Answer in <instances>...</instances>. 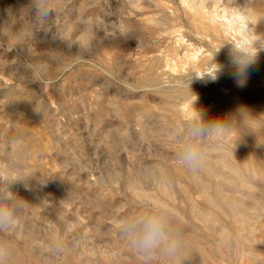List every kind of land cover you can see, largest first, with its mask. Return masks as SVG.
I'll return each mask as SVG.
<instances>
[{
    "label": "rangeland",
    "instance_id": "rangeland-1",
    "mask_svg": "<svg viewBox=\"0 0 264 264\" xmlns=\"http://www.w3.org/2000/svg\"><path fill=\"white\" fill-rule=\"evenodd\" d=\"M50 2L41 23L32 0H0V144L29 148L7 264H142L118 221L153 200L183 222L180 251L154 264H264V50L241 85L230 44L264 34V0ZM215 67L194 106L236 128L193 174L171 138L191 92L170 85Z\"/></svg>",
    "mask_w": 264,
    "mask_h": 264
},
{
    "label": "clouds",
    "instance_id": "clouds-1",
    "mask_svg": "<svg viewBox=\"0 0 264 264\" xmlns=\"http://www.w3.org/2000/svg\"><path fill=\"white\" fill-rule=\"evenodd\" d=\"M32 8L37 21L41 23L49 22L54 15L50 0H32ZM245 33L239 44L230 43L233 52L238 53L234 75L241 85L259 53L264 50L259 45L264 40V34H257L246 26ZM217 72L218 68L215 67L212 71L197 73L187 81L170 85L172 88L188 89L191 92L190 108L174 126L171 138L178 145L173 157L175 163L193 174L205 166L213 143L222 141L236 128L232 120L207 119L194 106L197 97L191 91L193 79H204L207 76L215 80ZM28 151V145L21 137H13L0 144V152L17 154V159L0 161V233H10L18 223L17 210L24 201L11 190L10 185L26 179L21 157ZM118 226L127 247L139 257L142 264H154L161 258L175 257L183 244V222L179 214L164 200L142 203L136 212L120 219ZM241 235L242 233H233L227 228L219 229L221 240L228 243H239ZM10 256V246L0 240V264H7Z\"/></svg>",
    "mask_w": 264,
    "mask_h": 264
},
{
    "label": "bare ground",
    "instance_id": "bare-ground-1",
    "mask_svg": "<svg viewBox=\"0 0 264 264\" xmlns=\"http://www.w3.org/2000/svg\"><path fill=\"white\" fill-rule=\"evenodd\" d=\"M215 2H216V0H215ZM217 3V2H216Z\"/></svg>",
    "mask_w": 264,
    "mask_h": 264
}]
</instances>
